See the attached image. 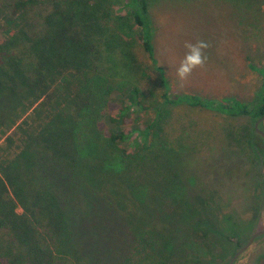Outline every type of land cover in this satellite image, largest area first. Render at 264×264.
<instances>
[{"label":"trees","instance_id":"1","mask_svg":"<svg viewBox=\"0 0 264 264\" xmlns=\"http://www.w3.org/2000/svg\"><path fill=\"white\" fill-rule=\"evenodd\" d=\"M159 1L0 0V129L31 109L45 120L19 126L20 145L0 155V264H224L223 244L240 246L239 225L215 195L182 189L163 109L256 122L264 68L249 64L261 78L251 106L172 94L154 48ZM149 68L161 89L153 107L140 87Z\"/></svg>","mask_w":264,"mask_h":264},{"label":"rangeland","instance_id":"2","mask_svg":"<svg viewBox=\"0 0 264 264\" xmlns=\"http://www.w3.org/2000/svg\"><path fill=\"white\" fill-rule=\"evenodd\" d=\"M151 13L156 56L172 94L195 95L224 103L235 100L251 106L261 78L250 70L249 64L264 68L263 0H160ZM5 30L0 22V42L4 40ZM197 40L210 44L206 50L207 63L181 81L175 73L186 51L183 45ZM134 52L138 61L145 64L141 50L135 47ZM148 75L149 80L140 87L146 96L145 104L153 107L159 101L161 89L157 73L149 68ZM152 112L153 108H149L140 113L138 120L146 122L153 116ZM163 112H167L163 127L174 149L171 162L185 184L182 189L185 191L190 186L215 195L213 201L221 206V213L233 216L239 225L240 246L225 243L220 254H216L217 261L221 258L228 264L254 233L264 229V140L253 131L256 122L246 116L230 118L185 105L165 107ZM44 121H36L31 109L11 129L1 128L0 155L12 156L20 145L19 126L23 130H38ZM257 128L264 133V119ZM7 137L12 140L6 145ZM237 162L239 169L227 172L228 164ZM16 211L22 213L20 208ZM233 264H264V234Z\"/></svg>","mask_w":264,"mask_h":264},{"label":"clouds","instance_id":"3","mask_svg":"<svg viewBox=\"0 0 264 264\" xmlns=\"http://www.w3.org/2000/svg\"><path fill=\"white\" fill-rule=\"evenodd\" d=\"M186 49L183 58L179 61L176 68V77L184 81L190 77L194 70L203 69L207 63L208 56L206 50L210 47L209 42L205 40H197L196 42L186 41L184 43Z\"/></svg>","mask_w":264,"mask_h":264},{"label":"water","instance_id":"4","mask_svg":"<svg viewBox=\"0 0 264 264\" xmlns=\"http://www.w3.org/2000/svg\"><path fill=\"white\" fill-rule=\"evenodd\" d=\"M264 119V115L262 116V118H260L259 120L256 121L255 123V132L264 140V133L262 131H260L257 127L258 124ZM263 166H264V155H263ZM262 178L264 180V167L262 170ZM264 234V229L261 231H258L256 233H254L250 239L248 240V242L246 243L245 246L241 247L234 255L233 257L230 259V261L228 262V264H233L234 261L253 243V241Z\"/></svg>","mask_w":264,"mask_h":264}]
</instances>
